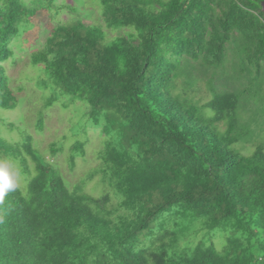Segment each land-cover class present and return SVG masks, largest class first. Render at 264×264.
<instances>
[{"label":"trees","instance_id":"obj_1","mask_svg":"<svg viewBox=\"0 0 264 264\" xmlns=\"http://www.w3.org/2000/svg\"><path fill=\"white\" fill-rule=\"evenodd\" d=\"M96 1L101 22L52 27L30 65L49 90L41 110L87 105L69 169L86 127L102 136L98 165L69 188L28 132L0 137L27 184L0 200V264H264V140L251 141L264 135V0ZM54 4L0 0V109L18 104L10 42Z\"/></svg>","mask_w":264,"mask_h":264},{"label":"rangeland","instance_id":"obj_2","mask_svg":"<svg viewBox=\"0 0 264 264\" xmlns=\"http://www.w3.org/2000/svg\"><path fill=\"white\" fill-rule=\"evenodd\" d=\"M25 1L30 3V0ZM54 3L55 8L50 15L39 14L34 23L25 29V33L10 42L14 54L2 65L8 76L9 87L17 95L18 104L14 110L0 109V119L5 123L14 124L13 128L6 125L1 126L0 137L9 142H18L21 139L20 131L28 132L33 138V146L40 157L57 168L65 184L72 188L75 183L98 165L95 154L101 147L102 136L98 131L86 127L88 142L85 146V156L76 158L75 167L70 170L68 167L69 147L76 140H81L82 131L80 128H82L85 119L87 105L78 101L70 103L69 98H65L51 108L41 110L44 99L49 95V90L40 87V79L43 75L39 68L31 67L30 55L43 46L50 35L51 28L57 24L75 20L89 23L101 22V15L96 0H54ZM58 7L60 9L57 15H54L55 9ZM262 11L264 12V3ZM52 17L54 18L51 19ZM106 32L108 37L121 34L119 30H106ZM222 87L230 89L232 85L225 82ZM201 95L203 99L208 98V94L204 90ZM63 104H67L68 107L64 109ZM40 111H43V128L38 132L36 123ZM256 140H264V135L256 134V137L251 141ZM53 143L62 148L61 152L55 155H52L51 152ZM248 147L249 151L254 148L251 144ZM29 166L32 168L31 162H29ZM32 174L34 175V171ZM25 177L21 175L17 184L23 195L27 191ZM85 191L93 196H98L102 193L103 188L98 184L97 178H94L86 185ZM217 244L218 242H216Z\"/></svg>","mask_w":264,"mask_h":264},{"label":"clouds","instance_id":"obj_3","mask_svg":"<svg viewBox=\"0 0 264 264\" xmlns=\"http://www.w3.org/2000/svg\"><path fill=\"white\" fill-rule=\"evenodd\" d=\"M21 179L17 162L11 157L0 158V200L17 187Z\"/></svg>","mask_w":264,"mask_h":264}]
</instances>
